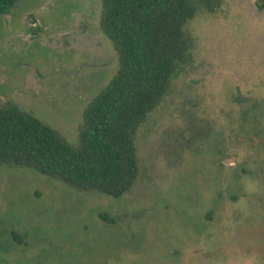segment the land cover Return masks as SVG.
Masks as SVG:
<instances>
[{"label": "rangeland", "instance_id": "1", "mask_svg": "<svg viewBox=\"0 0 264 264\" xmlns=\"http://www.w3.org/2000/svg\"><path fill=\"white\" fill-rule=\"evenodd\" d=\"M101 14V0H20L1 15L0 107L77 145L120 69ZM188 33L193 61L139 130L141 175L123 198L0 165V246L13 232L23 241L0 264H264V119H239L264 111L252 109L264 99V0H221Z\"/></svg>", "mask_w": 264, "mask_h": 264}, {"label": "trees", "instance_id": "2", "mask_svg": "<svg viewBox=\"0 0 264 264\" xmlns=\"http://www.w3.org/2000/svg\"><path fill=\"white\" fill-rule=\"evenodd\" d=\"M19 2L0 0V16ZM101 4V29L115 46L120 69L84 111L78 144H69L48 124L6 103L0 107V165L27 168L74 190L119 200L135 188L141 175L139 130L193 61L188 26L200 13H215L221 0H101ZM244 101H239L241 106ZM252 109L263 110L264 99L256 100ZM251 113L239 112L242 126H249L252 117L264 119V111L260 118ZM260 143L264 145L263 139ZM11 235L12 242L2 244L0 252L23 245L15 232Z\"/></svg>", "mask_w": 264, "mask_h": 264}]
</instances>
